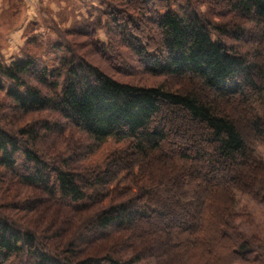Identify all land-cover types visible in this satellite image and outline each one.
Masks as SVG:
<instances>
[{
	"label": "trees",
	"instance_id": "16d2710c",
	"mask_svg": "<svg viewBox=\"0 0 264 264\" xmlns=\"http://www.w3.org/2000/svg\"><path fill=\"white\" fill-rule=\"evenodd\" d=\"M133 1L121 0L125 9L120 10L126 11H120L103 0V26L99 19L84 29L55 33L54 41L35 35V25L29 24L19 58L9 64L1 54L6 41L0 39L5 102L0 104V171L10 182L87 216L76 236L65 238L61 228L39 229L28 217L0 211V264H264V241L246 236L235 224L249 219L237 212L236 193L264 207V160L256 152L264 145V0H227L232 12L252 26L231 34L188 7L145 11ZM100 27L109 42L96 39L91 29ZM232 36L253 43L256 51L228 45L224 39ZM116 37L128 43L149 75L179 85L197 83L211 98L184 87L174 91L120 82L82 52L87 48L110 59ZM79 40L86 44L82 50ZM41 54L54 56L53 62L42 61ZM116 60L115 67L122 68L124 60ZM232 100L247 136L221 111ZM38 114L49 120L17 127L22 118ZM187 128L196 132V144L165 146L170 131ZM70 130L88 142L85 156L109 141L124 148L81 169L74 166V152L67 156L69 151L60 154L51 147L47 154L39 147L41 140L56 144ZM199 163L204 171L197 170ZM170 167L176 172L157 175ZM120 175L130 180L127 193H120ZM166 182L179 192L170 204L157 192ZM40 202L18 209L31 214ZM153 238L161 241L152 244Z\"/></svg>",
	"mask_w": 264,
	"mask_h": 264
},
{
	"label": "rangeland",
	"instance_id": "374dc122",
	"mask_svg": "<svg viewBox=\"0 0 264 264\" xmlns=\"http://www.w3.org/2000/svg\"><path fill=\"white\" fill-rule=\"evenodd\" d=\"M102 1L103 0H23L22 4H19L18 0H0V39L3 37L8 46L7 51H2L1 53L4 59L3 61L6 64H9L19 58L20 51L25 44L23 35L26 34V26L29 24L33 23L35 25L34 29H32L35 35L38 37L49 35L52 37V41L57 39L55 33L62 35L67 31L84 29L89 24L96 23L99 19L100 24L103 26L105 24V19L102 16V13H104L107 8L105 3ZM106 1L113 3L118 10L125 9L124 6L120 5L121 0ZM140 1L146 2L147 0H134L133 2L135 8H143L145 11L148 9L153 11L155 8L156 10L162 9L163 11V9L168 7L175 12H179L188 7V9L200 14L212 26L219 28L220 30L223 29L224 31H228L230 34L235 32V29H241L244 26L245 29L252 27L250 24L242 22V20L232 12L231 7L229 6L230 4L227 0H151L146 2L141 7L139 6ZM122 15L123 14H119L118 16L121 17ZM91 30L95 33V37L99 41L105 43L110 41L109 37L105 33V27H100L98 30ZM116 38L117 39L115 40H111L117 49H114L113 52L110 50V59L104 58L101 54H97V56L91 55L90 53L92 52H89L87 48L82 50L81 48L86 44H83L82 46L79 45V42H82L81 40L77 41V48L78 50H82V52L86 55L88 54V59L91 60L93 64L100 66L109 75L120 82L140 85L147 88L164 85L174 91L179 89V87H184L186 89L194 90L202 97H205V99L211 98V95L204 92L202 88L197 85V83H182L179 85V83L170 78L163 76L153 77L149 75L144 70V67L140 65L135 58L134 53L128 47V43L126 45L122 40H120V38ZM217 38V36L213 35L214 40ZM224 41L228 45L237 47L239 51L243 53H253L256 51L254 49L256 45L253 43L236 41V38L233 36L231 38L224 39ZM262 50L263 49H261V51ZM261 55L262 56L260 58L264 59V51H262ZM37 57L47 63H52L54 60V56H46L44 54L38 55ZM117 58H122L124 60L122 68L115 67V64L118 63V60H116ZM5 87H7V85ZM235 100L237 101L238 98L235 97ZM235 100L228 101L223 104L221 111L230 116L232 120L239 122L243 128L242 130L244 135L247 136L249 133L241 120ZM3 103H5L4 96L0 93V104ZM41 120H49L48 115L38 114L26 116L22 118L17 127H29ZM177 122H181L180 117ZM163 125L167 129L170 128V121H168V119H164ZM169 133L168 141L165 145L167 148L169 146L176 145L190 147L198 142L197 138L193 136L196 132L191 128L183 129L178 134H172L171 131ZM88 145V142L76 130L66 132L56 144H52L51 141L43 140L39 143V147L47 154H49L48 149L51 147H54L60 154H64L69 151L67 156H71L74 152L72 154L73 156H71L73 160L74 158L76 160L74 166H81V169L83 167L89 168L90 166L95 165V163L98 162V160H100L105 153L109 154V152L112 153L118 149L124 148V145H116L114 142L109 141L106 142L100 150L96 151L95 154L85 156V151ZM256 152L257 155L264 160V145H257ZM176 170L177 169L175 167H173V171L171 167L164 172L160 169L159 172L157 170V175H161V173L166 174V172H168L169 175L172 172L175 173ZM197 170L204 171V164L199 163ZM181 171L183 170L181 169ZM3 178L5 179L3 182L0 180L1 212H4L10 217L14 216L19 219H25L28 217V219L32 220V222L35 223L39 229L45 230V227L47 226L51 227L52 230L61 228L64 230L61 234L65 238L70 237V235H74V237L76 236L79 223H81L83 218L87 217L85 214H75L70 212L68 209L57 206L39 191L21 186L16 182H10L8 179L9 177L6 176V174L4 176V174L0 171V179ZM118 181L120 182V189L123 190L120 193H127L125 190L129 185L130 180L120 175ZM168 182L170 183L171 180L169 179ZM168 182L165 183V187L163 189L161 188L157 192L165 195V200L162 198V202L170 204V202H175L177 200L179 192L174 191V188H171V184ZM126 198L127 197H124L122 199ZM34 200H39L41 202L38 204L36 212L26 214V216L20 209L25 208V206L27 207L30 205L29 203H32ZM108 202L111 203V201ZM236 202L237 212L249 216V219L246 222L241 220H237L235 222L236 226L239 227V231L244 233L246 236L256 237L264 241V207L250 201L248 198L243 197L238 193H236ZM188 215L190 214H187V216ZM160 241V238H153L150 240L152 244H158ZM176 241H179L177 237L171 241V244L173 245Z\"/></svg>",
	"mask_w": 264,
	"mask_h": 264
},
{
	"label": "crops",
	"instance_id": "0c3cea01",
	"mask_svg": "<svg viewBox=\"0 0 264 264\" xmlns=\"http://www.w3.org/2000/svg\"><path fill=\"white\" fill-rule=\"evenodd\" d=\"M7 47H8V46H7ZM2 51L6 52V51H7V48H6V49H4V50H2Z\"/></svg>",
	"mask_w": 264,
	"mask_h": 264
}]
</instances>
